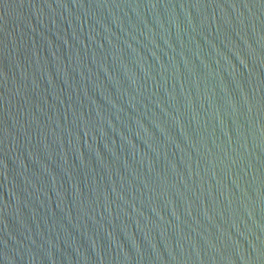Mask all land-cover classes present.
I'll return each mask as SVG.
<instances>
[{"label": "water", "instance_id": "95a60500", "mask_svg": "<svg viewBox=\"0 0 264 264\" xmlns=\"http://www.w3.org/2000/svg\"><path fill=\"white\" fill-rule=\"evenodd\" d=\"M0 264H264V0H0Z\"/></svg>", "mask_w": 264, "mask_h": 264}]
</instances>
